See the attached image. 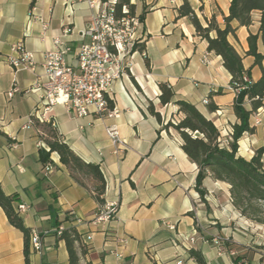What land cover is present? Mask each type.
Here are the masks:
<instances>
[{
  "label": "crops",
  "instance_id": "1",
  "mask_svg": "<svg viewBox=\"0 0 264 264\" xmlns=\"http://www.w3.org/2000/svg\"><path fill=\"white\" fill-rule=\"evenodd\" d=\"M187 1L203 27L215 16L224 28L231 0ZM142 2L147 10L137 34L144 57L134 50L127 74L111 87L112 107L119 118L77 117L62 106L46 114L45 123L53 125L77 157L99 166L105 180L102 204L118 205L115 220L94 223L102 204L94 198L90 179H82L84 185H79L55 152L50 154L51 170L46 173L39 160V150H49L46 135L28 124L39 105L41 92L34 88L42 76L39 64L52 48V39L60 37L71 49L66 59L72 64L74 51L88 42L83 35L91 15L87 0H0V186L5 195L18 197L15 209L19 204L28 206L20 214L23 225L43 238L40 251L29 246L28 264H69L65 243L55 235L59 226L73 228L80 236L79 264H178L179 260L197 264L190 250L200 252L205 264H264V228L234 209L228 184L207 176L200 194L196 164L182 151L179 134L165 128L173 118L176 122L181 118L176 115L178 108L160 106L158 100L159 83H167L177 100L195 106L223 138L240 124L233 109L231 75L221 57L207 51V41L196 35L189 18L178 17L183 0ZM32 8L49 21L46 33L38 22L29 21ZM252 19L248 28L232 22L235 36H228V42L243 58L244 69L250 70L251 82H257L261 69L245 52L249 33H258L260 13L253 12ZM19 42L35 56L34 72H16L7 63L11 47ZM257 51L264 57L260 38ZM261 66L264 69V58ZM13 85L19 93L8 98ZM150 103L160 113V121L149 113ZM209 103L216 106L214 111ZM244 108L250 110L249 102ZM111 125L119 132L120 151L107 135ZM263 143L264 125L242 135L237 154L249 160ZM0 264H25L23 234L8 222L1 207Z\"/></svg>",
  "mask_w": 264,
  "mask_h": 264
},
{
  "label": "trees",
  "instance_id": "2",
  "mask_svg": "<svg viewBox=\"0 0 264 264\" xmlns=\"http://www.w3.org/2000/svg\"><path fill=\"white\" fill-rule=\"evenodd\" d=\"M144 1V0H142ZM122 8H127L122 12ZM228 16L223 18L224 28L221 29L212 16L206 21L207 26L203 27L187 0L177 9L179 18L187 17L191 21L197 36L207 41V51L220 56L222 65L231 75L230 86L236 90L244 87L243 75L250 78V70L243 67V58L229 44L228 36H235V29L232 22L240 27L252 25L253 12L260 13L259 29L256 35L249 33L247 37L248 50L245 56L254 58V65L261 69V78L257 82H251L239 92L233 106L234 113L240 124L232 127V142L226 148L219 147V132L213 122L206 119L192 104L183 100H177L171 87L167 83H159L160 95L158 97L160 106L170 104L177 106V113L181 118L173 124L169 121L165 128H173L180 136L181 149L190 161L196 164L198 173L196 176V187L200 194L203 180L210 176L215 181L229 185L231 203L234 209L242 217L253 223L264 227V143L254 151L251 159L246 160L238 156V141L244 133H253L254 127L249 124L252 114L264 102V69L261 66L263 56L257 51L259 38L264 44V0H231ZM146 11L138 16L140 23L143 22ZM115 17L117 19L135 17L134 5L129 0H119L115 4ZM215 33L211 38L210 33ZM144 50L141 45L140 51ZM249 102L250 110L244 108ZM112 108V102H109ZM216 106L209 103V110L214 111ZM149 113L160 121V113L155 110L152 103L148 106ZM34 125L41 128L46 135L45 144L49 150H39V160L45 168L49 162L50 154L55 152L59 155L60 162L67 168L71 177L79 184L84 185L82 179H90L95 188L94 198L102 204V196L105 191V180L98 165L83 162L71 149L62 141L53 125L39 123L34 120ZM18 201L16 194L5 195L0 186V207L4 211L8 222L17 228L24 237L25 264H28L29 254V231L24 227L20 214L13 204ZM64 241L68 253L69 264H79V255L76 244H80V236L73 228L63 230L59 236ZM83 253V247H80ZM189 256L197 264H205L200 252L190 250Z\"/></svg>",
  "mask_w": 264,
  "mask_h": 264
},
{
  "label": "built area",
  "instance_id": "3",
  "mask_svg": "<svg viewBox=\"0 0 264 264\" xmlns=\"http://www.w3.org/2000/svg\"><path fill=\"white\" fill-rule=\"evenodd\" d=\"M91 11L90 21L84 36L88 42L83 44L73 53L74 63L67 61L66 56L71 49L63 43L60 37L52 39V48L42 55L39 64L42 76L37 79L34 88L41 94L39 105L34 109L28 124H34V120L39 123L47 121L46 114L55 106H62L72 110L77 117L93 115L100 119H117L120 116L115 107H110V93L114 82L120 80L127 74L130 66L128 56L133 50L134 42L138 39V19L115 17V2L103 0H87ZM29 21H36L40 24L43 33L49 29V21L37 15L34 9L28 13ZM133 54V52H132ZM144 57V53H141ZM6 61L13 71L34 72L37 68L35 56L26 50L22 43H16L11 47V54L6 57ZM205 62V58L203 59ZM245 86L251 83L247 75H243ZM244 86V87H245ZM232 89L235 97L241 90ZM19 93L16 85L6 93L8 98ZM27 93V91H26ZM251 127L264 125V104L258 108L251 116ZM48 122V121H47ZM176 122H173L175 124ZM107 135L116 150H121L119 132L115 125L106 128ZM232 130L225 137L219 138V147L226 148L232 142ZM14 146V144H12ZM51 166H45L48 173ZM28 206L19 204L16 211L19 214L26 212ZM117 203H104L98 205L94 214V223H109L117 216ZM197 225L193 230L197 234ZM64 229L58 227L55 235L59 237ZM91 237H87L90 240ZM193 242V238L187 239ZM29 246L34 251H40L43 246V238L36 230L29 231ZM234 255V253H230ZM121 258V255H118ZM178 264H182L179 260Z\"/></svg>",
  "mask_w": 264,
  "mask_h": 264
},
{
  "label": "rangeland",
  "instance_id": "4",
  "mask_svg": "<svg viewBox=\"0 0 264 264\" xmlns=\"http://www.w3.org/2000/svg\"><path fill=\"white\" fill-rule=\"evenodd\" d=\"M103 1H108V0H103ZM111 2H115V3H118L119 0H109ZM130 4L134 5V13H135V18L138 19V16L144 11H146L147 9V6H145L142 2V0H129ZM127 11V8H122V12H126ZM138 29L141 27V23L138 21ZM138 32V30H137ZM138 37V34L136 35ZM139 38L135 40L134 42V47H133V50H131V52L129 53L128 56H131L132 55V52L134 50H137L139 54H141L142 51H140V47H141V43L139 42ZM128 72V70H127ZM156 110V109H155ZM173 118V117H172ZM175 118H178L177 116ZM173 121L176 122V119L173 118ZM255 224V223H254ZM260 226V225H258ZM262 228H264L263 226H260Z\"/></svg>",
  "mask_w": 264,
  "mask_h": 264
}]
</instances>
